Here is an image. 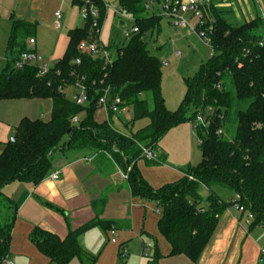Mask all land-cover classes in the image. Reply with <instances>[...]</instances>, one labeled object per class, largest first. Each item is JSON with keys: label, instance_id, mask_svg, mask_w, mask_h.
I'll list each match as a JSON object with an SVG mask.
<instances>
[{"label": "trees", "instance_id": "16d2710c", "mask_svg": "<svg viewBox=\"0 0 264 264\" xmlns=\"http://www.w3.org/2000/svg\"><path fill=\"white\" fill-rule=\"evenodd\" d=\"M83 1L71 0L78 8ZM152 1L159 2L117 0V9L131 17L137 32L116 49L111 64L78 53V43L91 31L86 23L67 32L65 52L44 78L37 77L36 67L13 68L27 51L32 27L11 18L6 45L11 60L0 72V102L48 100L51 109L48 121L21 119L0 153V211L5 210L4 215L0 214V264L9 254L17 211L2 190L11 182L40 184L51 170V156L56 151L101 152L121 171L130 167L126 180L130 193L156 205L157 228L170 246L169 258L183 257L195 264L230 206L242 207L252 216L251 229L264 225V24L260 18L230 24L212 0L201 7L204 24H196L194 33H205L210 58L193 77L183 80L184 96L178 108L170 112L160 93L161 63L147 52L144 42L148 32L158 31L161 19L154 13L147 14L145 6ZM94 4L101 28L106 12L104 0H94ZM81 79L88 97L86 106L75 105L58 90ZM107 87L113 97L118 96L132 110L131 122L145 118L148 125L134 134L122 135L112 128V120L97 123L96 103L100 91ZM145 94L151 96V108L142 98ZM208 108L214 114L210 126L194 130L200 162L184 170L178 182L153 190L135 168L141 160V148L155 150L167 132L185 123L192 125L195 115ZM73 117L79 118L76 125L71 124ZM218 130L220 135L216 134ZM162 162V157L157 162L146 161L149 165ZM201 188L207 192L204 198L199 194ZM214 188L229 191L234 197L225 201ZM95 228L106 232L128 226L120 228L96 217L64 238L36 227L28 240L49 264H69L73 259L95 264L97 258L86 254L80 244L81 236ZM158 259L160 255L154 251L147 264H155Z\"/></svg>", "mask_w": 264, "mask_h": 264}, {"label": "crops", "instance_id": "0c3cea01", "mask_svg": "<svg viewBox=\"0 0 264 264\" xmlns=\"http://www.w3.org/2000/svg\"><path fill=\"white\" fill-rule=\"evenodd\" d=\"M21 2L22 0H0V21H9L11 26V18L14 19ZM24 5L26 12L15 20L32 27L31 20L36 17L40 4H32V0H27ZM261 7L262 13L264 4ZM3 33L0 31V46L2 50L5 46L6 50L7 31L4 33V42L1 38ZM66 45L67 38L56 48L54 54L48 56L51 63L62 57ZM34 50L36 52V42ZM41 106L51 109L48 100L0 102V123L3 131V137H0V153L13 137L20 120L38 119ZM49 116L50 114L45 120ZM101 117L104 121L103 114ZM194 136V130L189 123L167 132L155 148L159 158H163L162 163L151 165V168L138 163L139 160L135 163L142 179L153 188H160L171 182L170 180L182 178L184 170L200 162L194 160L192 155ZM57 171L60 172L58 180H49L50 174ZM2 193L17 208L10 235L9 254L2 264L9 263L10 252L14 259L22 260L25 264H49V260L29 242L31 231L38 227L64 238L69 231L76 230L96 217L114 222L120 228L127 225L128 229L115 231L116 244L110 243L108 231L103 232L99 228L91 229L81 236L80 244L85 253L90 256L97 254L95 264H104L105 254L109 255L106 264H115L116 258L117 264H147L154 251L160 255L155 264H193L183 257H168L170 246L159 235L157 228L159 210L146 203V200L133 197L126 181L120 176L119 167L102 155L85 152L63 154L56 151L51 156V170L40 184L34 186L27 182H11L3 188ZM199 194L204 198L207 192L201 188ZM233 197V194L229 196V200ZM248 216L246 211L239 212L236 206L227 208L195 264H264L260 253L264 248V233L256 229L259 227L250 228L252 219L249 220ZM120 245L127 248V256L123 260L118 258ZM147 245L151 247L147 251L148 258H144L141 254Z\"/></svg>", "mask_w": 264, "mask_h": 264}, {"label": "rangeland", "instance_id": "374dc122", "mask_svg": "<svg viewBox=\"0 0 264 264\" xmlns=\"http://www.w3.org/2000/svg\"><path fill=\"white\" fill-rule=\"evenodd\" d=\"M26 1L27 0H22L21 5H19L18 10H16L17 12L15 11L14 19H18L20 14L23 15L26 12V6L24 5ZM212 3L217 10L224 12V18L227 19L230 24L240 25L259 18L264 24V11L261 13V6L264 4L263 0H212ZM32 4H40L38 8L39 11H36V17L34 20H31L33 29L32 37L36 42L35 53L42 63L50 67L53 66L55 62L51 63L48 56L54 54L56 48L64 43L66 34L69 30L76 27H82L83 23L80 20L78 6L72 4L71 0H32ZM104 4L108 5L109 9H106L105 12L100 30V40L104 47L110 52L111 60H113L116 56V49L129 41V38H123V33L132 28V19L128 14L122 11L120 16L112 13V8H117V0H104ZM150 4V9L147 14L151 15L154 13L155 15L160 16L161 19L158 31L148 32L145 35L144 42L147 52L157 58L161 63L160 93L164 100L165 108L168 111L173 112L180 105L185 93L183 80L185 78L193 77L199 71L200 66L209 60L210 50L208 46L193 33L192 29L197 23V18L191 13L182 16L189 28L183 31L176 30L173 28L171 20L161 16L162 4L157 3L156 1H152ZM218 4H220V6H218ZM54 12H59L61 14L59 28H55L54 26ZM37 17H39V19H37ZM120 23H123L124 26H120ZM0 26V31H2V33L7 31L8 36L10 22L6 21L4 23L0 21ZM4 33L1 37L2 42L6 40ZM4 49L5 46L3 47V50L0 46V69L11 60L10 54ZM178 53L180 54L179 56H177ZM71 92V89L65 90L64 94L67 99ZM142 98L148 102L149 107L151 108L150 94H145ZM48 114H50V108H44L43 106L39 107L38 119L48 121L45 120L48 118ZM101 116L102 114L100 111L95 112L94 120L98 123H102L103 119ZM132 118V110L128 109L124 115L119 117V120L116 117L112 118V128L122 135H129L134 134L139 129L148 125L149 121L145 118L131 122ZM1 128L0 123V137H3V131ZM10 137H12V135H10ZM227 137L229 139L231 138L230 135ZM197 145V139L194 136L192 147L193 159L201 160V153L198 150ZM88 153L93 154L94 152ZM94 154L96 156L102 155L111 159L109 156L104 155L101 152ZM139 162L147 168L152 167L147 164L144 159L139 160L138 163ZM180 179L181 177L175 180H170L171 182L164 184L163 186L176 183ZM150 187L153 190L159 189L153 188L152 186ZM213 191L225 201H229V196L232 195L231 192L220 188H214ZM145 202L156 208V205L153 202ZM0 214L4 215L5 210H1ZM256 229L264 233V225ZM262 243V245H264V238L262 239ZM11 253L12 252H10V264H25L22 260H18L17 258L14 259V256ZM108 257V254L104 255V264H106ZM116 260L115 264H117ZM72 262H74V264H79V260L77 259H73L69 264Z\"/></svg>", "mask_w": 264, "mask_h": 264}, {"label": "built area", "instance_id": "2783aa9c", "mask_svg": "<svg viewBox=\"0 0 264 264\" xmlns=\"http://www.w3.org/2000/svg\"><path fill=\"white\" fill-rule=\"evenodd\" d=\"M210 0H159L158 3L162 4V17L167 18L172 21V26L176 30H185L188 29L189 26L183 19V15L187 13H191L195 18H197V23L199 26H203L204 20L201 14V7H205ZM150 2L146 4L145 9L148 11L150 9ZM106 9H109L108 5H105ZM114 15H121V11L117 8L112 9ZM80 20L83 25L89 23V27L91 31H89L88 37L86 39L81 40L77 45V51L79 54L90 57L91 59H100L105 64H111V54L107 48L100 41V30L99 27V12L94 4V0H84L83 5L79 8ZM61 18V14L56 12L54 14V26L55 28H59V20ZM194 33V27L192 29ZM137 32L136 28H131L129 31H125L123 33V38L128 39L131 33ZM195 34V33H194ZM198 37L208 45V39L204 32H200ZM35 40L33 38L29 39L26 44L27 51L22 53L19 58L13 64V68L15 70H22L26 67H36L37 77L44 78L49 73L50 67L42 63L40 58L36 56L34 50ZM180 54L178 53L177 56ZM79 61L76 60L75 64L79 65ZM83 79L75 81L72 85H67L66 88L59 87L58 90L60 93H64L65 90L71 89L72 92L69 96V100H71L77 106H86L88 104V97L86 94V89L82 84ZM100 97L96 103V111H100L104 116L103 122H110L113 117H116L119 120V117L124 115L128 111V107L125 103L118 97H113L111 94V90L107 87L100 91ZM213 110L208 108L204 112H198L195 115L194 121L192 123L193 130L197 128L206 129L210 126L211 117L213 116ZM79 118L73 117L71 119V124L76 125L78 123ZM217 135L221 134V131L218 130L216 132ZM141 159H144L147 162H157L159 160V156L157 152L150 147H142L141 148ZM130 167L126 168L125 171L120 170L121 178L126 181L128 172ZM60 172H54L50 174L48 177L51 181H56L59 178ZM239 212H243L242 207H237ZM248 219H252V216L249 215ZM110 236V243L116 244L115 239V231H108ZM150 245H147L143 251L142 256L144 258H148L147 251L150 249ZM262 258H264V248L260 251ZM127 256V248L125 246L120 247L118 249V258L123 260ZM263 259H261L262 261Z\"/></svg>", "mask_w": 264, "mask_h": 264}, {"label": "water", "instance_id": "95a60500", "mask_svg": "<svg viewBox=\"0 0 264 264\" xmlns=\"http://www.w3.org/2000/svg\"><path fill=\"white\" fill-rule=\"evenodd\" d=\"M119 25H120V26H123V24H121V23H120Z\"/></svg>", "mask_w": 264, "mask_h": 264}]
</instances>
